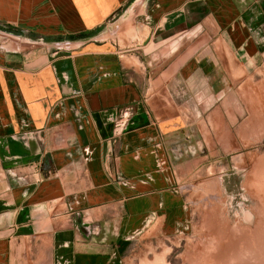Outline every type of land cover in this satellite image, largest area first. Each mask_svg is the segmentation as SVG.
I'll use <instances>...</instances> for the list:
<instances>
[{
    "label": "crops",
    "instance_id": "obj_1",
    "mask_svg": "<svg viewBox=\"0 0 264 264\" xmlns=\"http://www.w3.org/2000/svg\"><path fill=\"white\" fill-rule=\"evenodd\" d=\"M0 27V264H154L210 100L264 98V0H0Z\"/></svg>",
    "mask_w": 264,
    "mask_h": 264
},
{
    "label": "rangeland",
    "instance_id": "obj_2",
    "mask_svg": "<svg viewBox=\"0 0 264 264\" xmlns=\"http://www.w3.org/2000/svg\"><path fill=\"white\" fill-rule=\"evenodd\" d=\"M215 104L202 116L207 137L196 136L204 160L177 172L188 228L149 250L154 264H264V98L245 110Z\"/></svg>",
    "mask_w": 264,
    "mask_h": 264
},
{
    "label": "trees",
    "instance_id": "obj_3",
    "mask_svg": "<svg viewBox=\"0 0 264 264\" xmlns=\"http://www.w3.org/2000/svg\"><path fill=\"white\" fill-rule=\"evenodd\" d=\"M0 29L3 30V31H6V32H8V33L11 32V33L16 34V35L19 34V33H17L16 31H12V30H10L9 28L0 27Z\"/></svg>",
    "mask_w": 264,
    "mask_h": 264
},
{
    "label": "water",
    "instance_id": "obj_4",
    "mask_svg": "<svg viewBox=\"0 0 264 264\" xmlns=\"http://www.w3.org/2000/svg\"><path fill=\"white\" fill-rule=\"evenodd\" d=\"M80 229H81V230H83V231L85 230V228H83V227H82V228H80Z\"/></svg>",
    "mask_w": 264,
    "mask_h": 264
}]
</instances>
